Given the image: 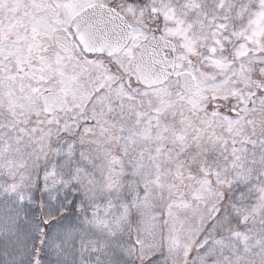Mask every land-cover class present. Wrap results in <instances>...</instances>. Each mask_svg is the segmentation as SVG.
<instances>
[{"label": "snow or ice", "instance_id": "obj_1", "mask_svg": "<svg viewBox=\"0 0 264 264\" xmlns=\"http://www.w3.org/2000/svg\"><path fill=\"white\" fill-rule=\"evenodd\" d=\"M0 264H264V0H0Z\"/></svg>", "mask_w": 264, "mask_h": 264}]
</instances>
